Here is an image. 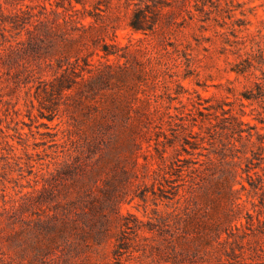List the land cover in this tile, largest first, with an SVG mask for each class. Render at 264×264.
<instances>
[{
	"label": "trees",
	"instance_id": "obj_1",
	"mask_svg": "<svg viewBox=\"0 0 264 264\" xmlns=\"http://www.w3.org/2000/svg\"><path fill=\"white\" fill-rule=\"evenodd\" d=\"M247 3L0 0V93L5 86L15 92L36 86L43 90L45 102L40 98L42 106L35 114L32 99L28 115L33 122L39 117L54 121L62 104L72 119L63 135L59 123L53 126L58 157L37 193L40 204L57 201L54 209L59 215L42 224L52 232V241L61 246L69 239L79 249L77 241L87 236L98 243L106 241L118 218L129 226V215L121 212L123 199L116 193L122 179L138 174L141 166L160 189L154 193L167 199L170 207L166 211L154 207L155 215L148 222L150 229L165 236L170 255L162 248L158 253L169 261L166 264H171L170 257L179 263L196 239L207 241L202 245L204 264L225 259L234 263L231 258L241 255L238 250L250 236L264 234V18L254 22ZM263 4L264 0L251 6L250 12L257 16L255 10ZM188 25L199 30L196 35L201 39L219 42V52L230 63L227 70L235 73V79H251L250 87L239 90L218 83L225 93L206 97L183 83L192 75L188 68L178 70L179 105L161 101L145 113L128 97L125 101L114 85L126 88L130 83L136 44L148 41L152 46H145L146 51L160 60L162 47L192 60L177 36ZM121 28L132 31L129 43H122ZM201 85L208 89V83ZM16 105L4 108L0 101L1 120L7 121V129L0 124V142L14 150L11 129L27 134L20 125L27 121ZM175 125L180 128L173 130ZM0 157L9 159L6 147L0 146ZM32 187L11 205L23 220L35 207ZM256 194L259 201L253 198ZM2 196L9 201L6 193ZM142 198L148 201L145 193ZM250 203L259 208L252 211ZM1 208L0 203V214ZM29 230L35 233V225ZM4 253L0 252V264H8Z\"/></svg>",
	"mask_w": 264,
	"mask_h": 264
},
{
	"label": "rangeland",
	"instance_id": "obj_2",
	"mask_svg": "<svg viewBox=\"0 0 264 264\" xmlns=\"http://www.w3.org/2000/svg\"><path fill=\"white\" fill-rule=\"evenodd\" d=\"M261 2L262 0H248L245 5L249 17L254 22H257L259 18H264V4L259 5L255 10L257 16L249 9ZM198 31L194 26L188 25L177 32L183 48H186L190 56H193L192 60L179 51L167 52L159 44L163 50L161 56L163 60H160L146 51L145 46H152L148 41L136 44L134 56L131 58L133 68L131 81L126 88L123 84L114 85L115 91H119L125 101L128 97L137 108L148 113L154 108L155 103L161 101L165 104L170 101L173 104H180L179 98L176 97L178 96L176 90L180 89L177 81L180 77L178 70L184 72L190 68L192 75L183 78V83L190 88L197 87L206 97L214 92L218 95L225 93L223 86L217 87L218 83L235 85L239 90L250 87L251 79L246 76L235 79V73L227 70L230 63L226 56L219 52V42L201 39L196 35ZM118 33L123 44L129 43L132 35L129 28H121ZM206 34H210V31H207ZM134 35L138 37L143 34L135 33ZM229 59L234 61L235 56L231 55ZM228 78L235 80L229 82ZM206 83L209 85L208 89L201 85ZM43 95V90L36 86L35 89L23 86L17 92L5 86L0 93V101L2 100L4 108L17 104L16 106L21 109L20 117L27 121V123L20 122V125L24 126L23 130L27 131L26 135L21 136L15 129H11L14 133L11 140L17 144L15 150L0 142V146L6 147L10 156L8 160L0 157V203L3 211L0 214V252L4 250L6 262L8 264H166L169 262L158 253V250L162 248L165 255H170V252L166 251L165 236L157 228L150 229L148 222L153 220L154 207H158L161 211H166L170 207L166 205L167 199H162L154 193L155 188L158 191L160 189L152 183V175L145 166H141L138 174H130L123 178L119 184L116 195L117 198L123 199L121 212L124 215H129V226L123 225L122 218H118L112 225V236L108 237L106 241L98 243L93 237L87 236L85 239L77 241L80 243L79 249H75L69 239L63 241L59 246L55 241H52V232L42 228V224L54 220L56 218L54 215H59L54 209L57 201H52L51 207L37 201V193L42 187L45 177L54 167L53 160L58 157L59 146L55 143L54 132L56 129L53 126L59 123L58 128L62 130L61 134L63 135L68 132L72 120L65 104H62L54 121L48 117H39L35 118V122H33L28 115V109L34 98V112L38 113L42 106L40 98L45 100ZM44 110L50 113L47 109L44 108ZM0 124L7 129V121L2 122L1 116ZM15 125L13 122L12 126ZM178 128L180 126L175 125L173 130ZM0 139H2L1 130ZM141 160L144 161V157H141ZM240 178L242 177L240 176ZM244 182L250 189L252 188L249 180L244 179ZM32 185H35V207H32L27 213L28 219L23 220L11 205L19 199L24 191L32 189ZM236 186L241 187V183H237ZM243 192L245 194L247 190L245 189ZM4 193L9 199L7 202L2 196ZM144 193L147 195L148 201L142 198ZM254 197L256 201H259V194L253 195ZM250 206L254 212L255 207L259 208V205L253 207L251 203ZM34 225L35 233L29 230L30 226ZM32 240H35V244L32 243ZM206 243V240L192 241V250L185 253L178 261L179 263H173V257H170L171 264H204L207 261L202 245ZM123 244L127 247L122 248ZM238 251L241 255L238 258H231L234 263H227L226 256H224V262L217 261L215 264H264V234L250 236L246 245Z\"/></svg>",
	"mask_w": 264,
	"mask_h": 264
}]
</instances>
